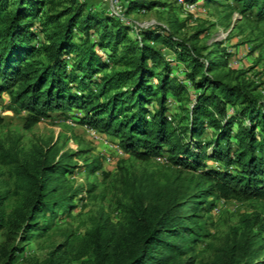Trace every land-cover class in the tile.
<instances>
[{
  "label": "trees",
  "instance_id": "trees-1",
  "mask_svg": "<svg viewBox=\"0 0 264 264\" xmlns=\"http://www.w3.org/2000/svg\"><path fill=\"white\" fill-rule=\"evenodd\" d=\"M204 1H234L243 15L257 11L264 20V0ZM159 4L128 0L126 15ZM172 33L134 31L77 0L70 6L62 0H0V95L9 93L14 110L29 114V125L77 110L83 122L118 136L124 150L139 159L163 154L200 170L205 185L197 202L264 196V102L233 82L228 53L215 48L202 54V48ZM179 64L186 68L184 78L174 73ZM185 102L189 107L177 113L176 104ZM49 151L38 147L31 160L17 154L8 160L16 166L18 203L7 212L11 192L0 186V264H13L31 236L77 206L78 193L64 185L73 166ZM131 200L125 231L99 222L89 233L91 264H198L187 241L197 234L188 225L197 217L177 212L174 198L165 207L147 205L141 192L132 193ZM202 211L199 207L195 216ZM247 254L242 244L199 264H253ZM41 264L63 263L53 250Z\"/></svg>",
  "mask_w": 264,
  "mask_h": 264
},
{
  "label": "rangeland",
  "instance_id": "rangeland-1",
  "mask_svg": "<svg viewBox=\"0 0 264 264\" xmlns=\"http://www.w3.org/2000/svg\"><path fill=\"white\" fill-rule=\"evenodd\" d=\"M155 1L160 4L129 15H126L128 0H77V3L93 12L116 17L134 31L150 28L160 34L173 32L177 40L202 48V54L220 48L230 56L228 69L235 72L233 82L264 102V20L257 16V11L243 15L234 1L199 0L194 4ZM62 3L70 6L72 0ZM35 31L42 39L40 29L37 27ZM164 52L169 59H175L169 49ZM184 69V64H179L174 73L184 78ZM188 86L194 94L192 86L189 83ZM181 107H189V103L176 104L175 111L179 114L183 112ZM28 116L25 111L14 110L9 93L0 95V186L11 192L7 212L18 203L16 166L8 160L15 154L22 160H31L38 147L50 149L51 156L73 166L64 185L72 190L70 193H78L77 206L50 219L49 229L44 227L38 235L31 236L13 264H41L53 250L60 254L63 264H91L95 253L89 233L99 222L109 224L117 232L125 231L126 205L131 203L132 193L137 192L143 193L147 205L165 207L174 198L177 212L187 219L197 217L188 224L197 234L187 238L196 263L211 262L222 250L233 246L240 249L245 244L246 260L264 264V230L260 228L264 226V196L247 200L210 197L206 202H197L201 201L205 185L200 170L176 164L163 154L139 159L124 150L118 136L83 122V112L77 110L43 118L33 125L28 124ZM211 134L206 132L207 139ZM180 137L183 138L182 134ZM208 163L218 164L213 160ZM199 207L204 211L195 216Z\"/></svg>",
  "mask_w": 264,
  "mask_h": 264
},
{
  "label": "built area",
  "instance_id": "built-area-1",
  "mask_svg": "<svg viewBox=\"0 0 264 264\" xmlns=\"http://www.w3.org/2000/svg\"><path fill=\"white\" fill-rule=\"evenodd\" d=\"M180 2H184V0H180ZM119 14V13H118ZM159 160H161V158H159Z\"/></svg>",
  "mask_w": 264,
  "mask_h": 264
}]
</instances>
